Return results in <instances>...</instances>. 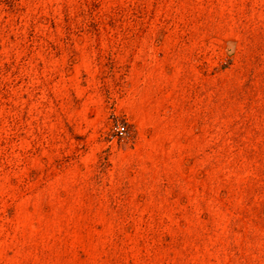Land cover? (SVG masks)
<instances>
[{
  "label": "rangeland",
  "instance_id": "rangeland-1",
  "mask_svg": "<svg viewBox=\"0 0 264 264\" xmlns=\"http://www.w3.org/2000/svg\"><path fill=\"white\" fill-rule=\"evenodd\" d=\"M0 264H264V0H0Z\"/></svg>",
  "mask_w": 264,
  "mask_h": 264
}]
</instances>
